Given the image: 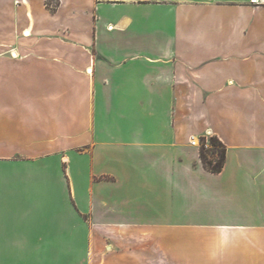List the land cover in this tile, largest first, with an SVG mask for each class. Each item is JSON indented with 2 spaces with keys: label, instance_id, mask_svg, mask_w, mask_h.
Segmentation results:
<instances>
[{
  "label": "crops",
  "instance_id": "crops-1",
  "mask_svg": "<svg viewBox=\"0 0 264 264\" xmlns=\"http://www.w3.org/2000/svg\"><path fill=\"white\" fill-rule=\"evenodd\" d=\"M243 239L264 247V0H0V264H264Z\"/></svg>",
  "mask_w": 264,
  "mask_h": 264
},
{
  "label": "trees",
  "instance_id": "trees-1",
  "mask_svg": "<svg viewBox=\"0 0 264 264\" xmlns=\"http://www.w3.org/2000/svg\"><path fill=\"white\" fill-rule=\"evenodd\" d=\"M226 152L225 145L217 137H211L208 146L205 143L201 146L200 157L202 164L211 173H221L225 166Z\"/></svg>",
  "mask_w": 264,
  "mask_h": 264
},
{
  "label": "rangeland",
  "instance_id": "rangeland-1",
  "mask_svg": "<svg viewBox=\"0 0 264 264\" xmlns=\"http://www.w3.org/2000/svg\"><path fill=\"white\" fill-rule=\"evenodd\" d=\"M204 139H205V141H204ZM204 139L197 141V143L200 146H202L203 143L207 144V146H208L210 138H204ZM242 241L243 242L241 243V247L239 248L240 250H243V253H244V257H242V258H252L251 256H253V258L254 257L255 258H264V247L261 244H259V241H257V240L252 241L253 243L256 244V245H254L255 247H253V248H251V246H249L250 243H252L249 240L243 239ZM107 246H108V243H106L104 245V250H103L104 254H106V252H108V250L106 249ZM87 249L88 248L85 247V253H84L85 257H87V258L92 257L91 256L92 255L91 250L89 251ZM64 250H65L64 248H57V247L53 248L54 257L57 258L59 256H64L65 255L63 252ZM249 250H251V251H249Z\"/></svg>",
  "mask_w": 264,
  "mask_h": 264
},
{
  "label": "bare ground",
  "instance_id": "bare-ground-1",
  "mask_svg": "<svg viewBox=\"0 0 264 264\" xmlns=\"http://www.w3.org/2000/svg\"><path fill=\"white\" fill-rule=\"evenodd\" d=\"M195 143H196V145L198 144L197 141Z\"/></svg>",
  "mask_w": 264,
  "mask_h": 264
}]
</instances>
